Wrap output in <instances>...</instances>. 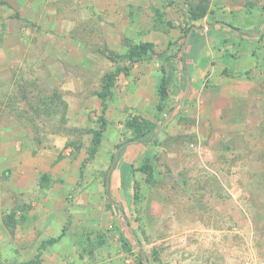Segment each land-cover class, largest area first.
I'll return each instance as SVG.
<instances>
[{
	"label": "rangeland",
	"instance_id": "1",
	"mask_svg": "<svg viewBox=\"0 0 264 264\" xmlns=\"http://www.w3.org/2000/svg\"><path fill=\"white\" fill-rule=\"evenodd\" d=\"M6 1L0 264L40 251L39 264L264 263V0ZM202 4L209 11L199 18ZM227 23L240 36L232 38ZM145 41L169 57L130 64V45ZM249 48L260 56L258 73L243 69L239 51ZM219 52L225 59L212 57ZM119 66L129 73L119 77L101 147L81 176L90 130L99 126L97 92ZM217 77L235 78L242 93L225 88L219 97ZM133 116L156 125L154 140L119 149L135 136L126 127ZM66 225L58 242L40 249Z\"/></svg>",
	"mask_w": 264,
	"mask_h": 264
},
{
	"label": "trees",
	"instance_id": "2",
	"mask_svg": "<svg viewBox=\"0 0 264 264\" xmlns=\"http://www.w3.org/2000/svg\"><path fill=\"white\" fill-rule=\"evenodd\" d=\"M2 4L8 5V2L6 0H0V5ZM208 11H209V4H202L200 8H198V17L199 18L206 17V15L208 14ZM191 28H189V30L186 31V37L188 36V33L191 30ZM233 28L235 30L240 31V29L237 27H233ZM261 37L264 38V31L261 33ZM149 54L165 56L166 58L169 57L167 55V50H158L156 45L153 42L145 41V42L134 43L130 45L129 51L127 53V58L130 64H135L136 62L143 60ZM179 59L186 73L189 74L185 56L183 54H180ZM129 70H130L129 66H119L115 71L108 73L103 81L101 89L97 92V96L99 97L101 101L100 115L98 117L99 126L90 130V132L92 133V145L88 152L89 153L88 157L81 164V168H80L81 176L84 173V169L87 163L90 160L95 158L97 152L99 151L101 147L103 134L107 126L106 113L109 108V101L114 96V89L117 87L119 77L122 74L128 75ZM160 92H161V97L164 100L167 95V88H166L165 80L162 82ZM126 127L132 130L135 136L131 140L118 144L119 149L122 148L124 144L127 145L133 142L134 139H137L139 143H142L143 141L146 142L148 140H151V141L154 140L155 133H156V125L150 120H147L145 118H140L138 116H133L126 122ZM117 158H116V155L113 157V163L117 160ZM134 190H135V200L137 202L140 199L139 188H138L137 182H135ZM107 192L110 193V188L107 190ZM70 221L71 219L68 218L67 225L70 223ZM67 225L63 228L62 232L57 237H51L43 241L40 246V249L41 250L44 249L47 246V244L58 242L64 236L65 231L67 229ZM41 254L42 252L40 251L36 255L35 259L21 262L19 264H39L41 261ZM142 255L143 257L145 256L143 252H142Z\"/></svg>",
	"mask_w": 264,
	"mask_h": 264
},
{
	"label": "crops",
	"instance_id": "3",
	"mask_svg": "<svg viewBox=\"0 0 264 264\" xmlns=\"http://www.w3.org/2000/svg\"><path fill=\"white\" fill-rule=\"evenodd\" d=\"M227 25H228V28H227L228 32L231 34L232 38L235 39L237 36H240L239 33H241V32H234L235 29L233 27H235V26L232 25V27H231V24H228V23H227ZM201 28L204 29L205 26H202ZM247 34H249V33H247ZM246 42L249 43V41H246ZM227 47L230 48V44H227ZM233 47H235V45ZM206 48H208V47H206ZM239 52L246 59V62H247V64L245 66H243L244 67L243 69H246V71H251V72H254V73L260 72V56L258 55L257 52H254V49H251V48L242 49ZM206 54L207 55H211L210 53L205 52L204 55H206ZM220 56H222L225 59V56L223 54H221V52H219L217 54H213L212 57L215 58V57H220ZM231 58L233 60L232 61V63H233L232 65H234V69H232V73L235 75V74L239 73V71H240V65H238V59L239 58L234 56V55H232ZM230 66H231V64H230ZM217 67H218V65L216 63L214 65V67H213L214 68V70L212 71L213 74H216L217 72L220 73V70ZM194 80H195V78L192 79L193 83H194ZM249 80L250 79H247V81H249ZM195 81L198 82V83H201L202 91H204L203 87L205 86V83L202 81L201 77H199V79H196ZM229 81L230 80L226 79L225 82H224V78H222V77H219V78L217 77L216 78V84L217 85L221 84L220 93H218L219 97L224 98V93H227L225 88H232V91H231L232 94L231 95H233V96H239L242 93V90H241L242 89V85L240 83H238V81L235 80V78H231V81H232L231 83H229ZM224 84H225V87H224ZM207 94L208 95H212V92H207ZM207 94H206V96H207Z\"/></svg>",
	"mask_w": 264,
	"mask_h": 264
},
{
	"label": "water",
	"instance_id": "4",
	"mask_svg": "<svg viewBox=\"0 0 264 264\" xmlns=\"http://www.w3.org/2000/svg\"><path fill=\"white\" fill-rule=\"evenodd\" d=\"M231 27H232V25H231ZM196 28H197L196 26H193V27L191 28V30L189 31L188 36H187V40H186V42H185L183 48H185V46H186V44L188 43V40H189V38H190V36H191L193 30L196 29ZM263 31H264V27L262 28L261 32H263ZM190 85H191V80L189 79V83H188V87H187L186 92H185L184 99L188 96V93H189V90H190ZM172 114H173V112L170 113V115L166 118V120H165V121L162 123V125L159 127V129L157 130V132H159V131L162 129V127H163V126H164V125L170 120ZM137 141H138L137 139H134V140H133V142H137ZM117 157H118V154H116V158H117Z\"/></svg>",
	"mask_w": 264,
	"mask_h": 264
},
{
	"label": "built area",
	"instance_id": "5",
	"mask_svg": "<svg viewBox=\"0 0 264 264\" xmlns=\"http://www.w3.org/2000/svg\"><path fill=\"white\" fill-rule=\"evenodd\" d=\"M260 264H264V263L261 262Z\"/></svg>",
	"mask_w": 264,
	"mask_h": 264
}]
</instances>
